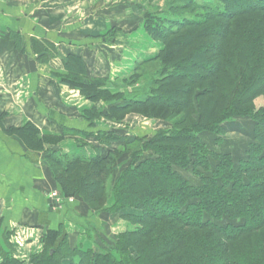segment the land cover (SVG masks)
Wrapping results in <instances>:
<instances>
[{"label": "trees", "instance_id": "1", "mask_svg": "<svg viewBox=\"0 0 264 264\" xmlns=\"http://www.w3.org/2000/svg\"><path fill=\"white\" fill-rule=\"evenodd\" d=\"M167 2L164 18L149 14L146 23L163 49L130 76L116 82L92 77L73 54L57 73L94 104L82 115L90 130L64 128L62 137L41 139L31 123L8 130L37 152L68 136L79 148L96 141L91 158L48 152L52 179L67 202L78 199L96 215H122L136 227L111 240L90 224L96 247L88 251L73 247L63 229L49 230L29 264H264V107L255 105L264 97V0ZM187 10L191 14L182 13ZM33 45L49 52L37 40ZM148 75L152 84L144 95L113 89L135 88ZM131 115L162 126L144 136L91 132L100 119L123 125ZM237 119L254 127L247 157L235 165L231 153L211 150L205 139L213 135L221 145ZM11 236L3 234L1 264H26L15 257Z\"/></svg>", "mask_w": 264, "mask_h": 264}, {"label": "crops", "instance_id": "2", "mask_svg": "<svg viewBox=\"0 0 264 264\" xmlns=\"http://www.w3.org/2000/svg\"><path fill=\"white\" fill-rule=\"evenodd\" d=\"M167 5V0H39L36 12L32 4L12 6L0 0V243L7 248L3 234L10 231L17 259L29 264L31 256L42 251L41 239L49 230L63 229L71 245L82 251L94 249L96 240L88 225L110 238L121 217L96 215L78 199L58 204L49 198L53 192L61 193L50 174L47 153L91 158L96 141L90 139V145L79 148L76 138L68 136L37 152L8 130L31 123L40 131V139L62 137L64 128L90 130L82 115L94 104L56 76L65 71L68 55L81 57L92 77L116 82L130 76L138 64L163 49L148 34L146 23L149 14L163 19ZM113 29L115 40L106 42ZM33 40L49 52L36 51ZM47 58L46 63L40 60ZM131 118L139 116H129L123 125L100 119L91 132L113 129L139 135L129 123ZM113 203L111 198L108 206Z\"/></svg>", "mask_w": 264, "mask_h": 264}, {"label": "rangeland", "instance_id": "3", "mask_svg": "<svg viewBox=\"0 0 264 264\" xmlns=\"http://www.w3.org/2000/svg\"><path fill=\"white\" fill-rule=\"evenodd\" d=\"M199 3H213L214 0H196ZM8 4L15 6V5H30L35 6L36 12H37V5L39 4V0H8ZM30 8V7H29ZM33 8V7H32ZM182 13H187L188 15L191 14V10L183 11ZM37 16V13L36 15ZM34 19H37L34 18ZM2 29L0 28V36L2 35ZM149 69V70H148ZM148 74H151V69L148 68ZM151 77L148 75L145 80H143L140 84H138L135 88H127L126 91L129 92V94L134 95L135 93L139 94H146L149 86L151 85ZM140 95V98L141 96ZM255 105L258 109L264 107V97H260L256 100ZM129 123L133 125V129H136V132L140 136L153 134L155 131L160 128L162 125L158 122H151L144 118H131L129 120ZM130 124H128L130 126ZM253 127L254 124L250 120H235L232 125H230L228 128L230 129L227 135L224 138V142L221 145H217L215 140L217 137L210 135L205 140L209 143V147L213 151L221 152V153H231L234 156L235 165H238L241 160H245L247 157V151L250 143H252V133H253ZM135 131V130H134ZM194 183L197 182V180L190 174H186ZM132 213H136V211H131ZM118 216V215H117ZM119 217V216H118ZM120 225L115 226L114 230H112V234L110 235L109 239H113V236H118L120 234L133 231L136 229L135 226L127 222L122 218V215H120ZM226 222H223L222 224L225 225ZM116 234V235H115Z\"/></svg>", "mask_w": 264, "mask_h": 264}, {"label": "built area", "instance_id": "4", "mask_svg": "<svg viewBox=\"0 0 264 264\" xmlns=\"http://www.w3.org/2000/svg\"><path fill=\"white\" fill-rule=\"evenodd\" d=\"M49 198L53 201H55L58 204H62L63 201L65 200L61 194L57 193V192H53L50 194ZM73 199H70V201H72Z\"/></svg>", "mask_w": 264, "mask_h": 264}]
</instances>
